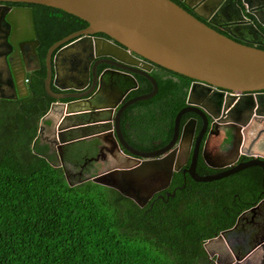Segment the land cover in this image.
Segmentation results:
<instances>
[{
    "label": "water",
    "instance_id": "1",
    "mask_svg": "<svg viewBox=\"0 0 264 264\" xmlns=\"http://www.w3.org/2000/svg\"><path fill=\"white\" fill-rule=\"evenodd\" d=\"M0 1L44 4L68 12L87 23L83 29L52 43L45 52L44 90L54 101L49 104L40 119L41 121L51 118L48 134H41L44 128L41 122L37 131L48 143L49 149L52 146L56 148L58 156L62 147L70 142L89 138L97 140L98 152L88 160H96L106 152L110 155L112 163L104 170L83 179L109 186L132 199L137 205L143 206L152 187L148 179L159 176L157 183L165 181L167 185L172 172L178 169L177 155L184 146L188 150L195 126V120L190 119L180 128V118L185 112L195 110L203 123L195 137L189 164L182 172H187L194 181L207 182L249 166H257L261 170L264 195V152L254 149L256 146L264 148V92H261L264 90V49L253 45H264V34L256 25L264 27V0H181L189 11L172 0ZM226 13L236 14L232 15L230 22H222L228 27V35L202 21L207 17L219 14L224 16ZM246 14L253 15L256 22ZM12 16L23 23L21 35L14 30ZM0 20L6 23V28L0 36V98L15 99L27 94V88L24 82L22 90L18 88L15 77L12 76V62L15 57H20V62L23 63L22 46L28 44L38 67L35 52L38 40L30 7L0 4ZM229 23L243 24L260 37L262 42L253 43L231 33ZM96 33H102L108 38L96 36ZM78 34H82V37L59 48L51 59L52 51L60 43ZM81 40L86 41L88 64L82 69L75 68L77 72H70L69 75L64 73L65 77L60 78L56 68L60 66L65 54L76 50ZM93 57L101 59L95 61L89 69ZM98 63H106L110 67L98 74ZM153 64L188 76L192 82L186 94V105L173 117L172 133L168 142L152 150H140L131 146L123 137L120 116L128 105L148 99L156 93L157 82L149 73ZM52 67L55 69L53 76ZM28 70L31 68H27ZM134 74L146 78L151 88L148 92L125 99V94L137 87ZM89 81V87L79 92H54L50 89L52 83L60 90H81ZM197 94L215 100L220 105V118H216V122L236 125L240 129L242 141H247V145L244 144L239 152L256 156L232 165V162L210 161L202 151L203 162L208 167L232 166L202 175L195 171L199 140L206 128L205 113L209 110L205 105L193 100V96ZM64 98L70 100L60 101ZM193 103L199 108H192ZM53 114H57L56 117H50ZM211 116L215 118L213 114ZM247 131L252 133L248 140ZM175 143L177 144L174 146ZM261 202L264 204V199ZM252 209L253 207H250L247 211L250 213ZM239 219L240 215L236 217L235 224ZM261 241H264V238L256 243ZM207 242L208 240L203 246L208 252ZM238 260L239 258L235 257L233 264H237ZM214 264H219L217 257Z\"/></svg>",
    "mask_w": 264,
    "mask_h": 264
},
{
    "label": "trees",
    "instance_id": "2",
    "mask_svg": "<svg viewBox=\"0 0 264 264\" xmlns=\"http://www.w3.org/2000/svg\"><path fill=\"white\" fill-rule=\"evenodd\" d=\"M10 3L32 10L39 65L27 73V94L0 98V264H214L203 243L234 222L239 209L230 206L239 190L232 179L243 171L207 182L187 177L184 183L180 171L174 172L167 188L175 187L173 194L143 206L109 186L71 178L66 168L87 162L97 140L70 142L58 157L37 133L39 122L49 123L40 119L54 101L44 90V56L52 43L87 23L44 4ZM149 73L156 93L128 105L120 116L123 137L140 150L168 142L192 81L157 64ZM136 80L129 97L151 88L146 78ZM50 89L59 92L52 84ZM250 169L252 188L239 195L246 200L260 185V169ZM82 171L91 176L97 168L87 163ZM196 172L215 170L199 160Z\"/></svg>",
    "mask_w": 264,
    "mask_h": 264
},
{
    "label": "flooded vegetation",
    "instance_id": "3",
    "mask_svg": "<svg viewBox=\"0 0 264 264\" xmlns=\"http://www.w3.org/2000/svg\"><path fill=\"white\" fill-rule=\"evenodd\" d=\"M172 1H174L176 4H178L179 6L183 7L187 11H189L187 8H185L183 6L181 0H172ZM0 4H6L10 7H29V6L23 5V4H12L10 2H2V1H0ZM246 16L247 17L250 16L249 18H251L255 21V18L253 15L247 14ZM220 17H221V15L219 14L217 16L207 17V19L202 20V21L204 23H206L208 26L213 27L214 29H216L220 33L228 35V30H227L228 27L222 24L223 21ZM12 19H13L12 24H13L14 30H16L17 33H20V35H21L20 31H21V29H23V27H22L23 23L20 20H17V17H15V16H12ZM238 25H239L238 29L237 28L236 29L231 28L230 32L236 34L238 37L245 38L246 40H248L250 42H253V41H261L262 42V39L260 37H258L255 33L249 31L243 24L240 23ZM257 27H259V26H257ZM261 27H263V26H261ZM5 28H6V23L4 21L0 20V36L3 34V31L5 30ZM75 31H78V30H75ZM25 32H26V28L23 32V35L25 34ZM95 35L96 36H104V37L108 38L106 35H102V33H96ZM81 37H82V34H78V35L66 40L65 42L60 43L54 49V52L52 51L51 59L53 58L54 53L59 48L66 45L67 43L72 42V41L79 39ZM62 38H60V39H62ZM85 40H87V39H85ZM85 40L80 41V44H78L76 46L77 48L74 52L65 54V57L60 61L61 64L58 62V64H60V66L57 65L58 67L56 68V73L57 72L59 73L60 78H61V76L65 77L64 73H67V75H69L70 72L76 71L75 68L76 69H82L88 64V62H89L88 58L89 57L86 54L87 51H86V45H85L86 41ZM253 45L264 46V45L255 44V43ZM22 47H23V57H24L23 63L20 62V57H15V59L12 62V64H13L12 65L13 75L12 76L15 77L16 84L18 85V88L21 90H22V83L23 82L25 84L27 83V73L30 71H33L34 69L37 68V63L35 61V58L30 53L31 51H30L29 45L24 44ZM99 59H101V58L93 57L89 63V67H90L89 69H91L92 64ZM100 65L102 66L101 68H99ZM107 67H110V66L106 63H98L96 65V71L99 74L103 69H105ZM23 68H24V70H23ZM27 68H29V69L31 68V70L27 71ZM51 69H52V76H53L55 73V69L53 67ZM23 71H24V73H23ZM136 76H141V75L134 74L135 80H136ZM89 77H90V70H89ZM136 82H137V80H136ZM51 84L52 83H50V85ZM89 85H90V81L81 90H74L72 88H68V89H64V90H60L58 88L57 89L59 90V92H65V91H67V92L68 91L79 92V91L87 89L89 87ZM131 90H133V89H131ZM131 90H129L125 94V97H124L125 99L129 98L128 94ZM261 92H264V90H262ZM89 95H87V96H89ZM212 96H213V94H212ZM193 100L196 101L197 103L205 105L209 109L206 111L208 113H205L206 128H205V131H204L202 137L199 140V146H198L199 149H198V154H197V159H196L195 171H196L198 161L200 160L203 162L202 151L204 153H206L207 159L210 161H213V162H232V165H235L236 163H239V162H244V161L250 159L252 156H256V155H245V154L239 152V149L241 147H243L244 144L247 145V141H245V143H243L242 132L240 131V129L238 127H236V125L233 126V125H230L229 123H222V122H216L215 121L216 118H220V115H219L220 105H218V103L215 100H213V101L211 99L209 100L208 97H204V96L200 97L198 94L193 96ZM66 101H68V100H66ZM191 106L194 109L199 108V106L195 103L191 104ZM211 114H213L215 116V118H213L211 116ZM181 117H184V120H183V122L180 121V128H181L182 124L185 123L186 121H188L190 119L195 120L194 132H193V136H192V139L190 141V145L188 147V150H186L185 149L186 146L183 145L184 148H182V151H179V154L177 155L178 156L177 162L179 164V167L176 171L172 172V174H173L174 172L180 171L182 181L184 183V180L187 177L190 178V176L187 174V172H182V170L185 169L189 164L191 152H192V149H193L194 144H195V137L202 127L203 120L200 117V115L198 114V112L195 110H189V111L185 112ZM180 120H181V118H180ZM48 124L46 126L49 129ZM43 127H44V125H43ZM45 129H46V127L43 128L42 134L44 133ZM246 134H247L246 135L247 140L250 139V137L252 136V133H249V131H247ZM43 138H44V136H43ZM176 144L177 143H175L174 146ZM97 145H98V142L95 144V149H94L93 154L88 156V158L94 157L97 154V152H98L97 151ZM244 149H246V147H244ZM254 149L259 150V152H264V148H261V146L260 147L256 146V148H254ZM50 150H52L58 156V152L54 146H52V148ZM247 150H249V149H247ZM88 158H87V162L82 163L78 168H73L72 170L66 168V170L68 171V174L71 176V178H76V181H79V180L83 179L84 176L86 177V174L82 171V168L85 167V165L87 163L94 164L95 167H96L95 164H97V163H102V164H106V165H111V163H112L110 155L106 152L104 155H102V157L98 156V158L96 160H93V159L88 160ZM203 164H204V162H203ZM232 165H227V166H224L222 168H212V169H214L215 172H218L220 170L227 169V168L231 167ZM205 166H207V165H205ZM251 167L259 168L257 166H249V167L243 168V169H241L235 173H232V175H233V174H237L238 172L243 171L241 176H239V179H232V181H235V182L238 180L239 193L234 194L235 199H232V205L230 206V209L232 211L234 210V208L239 209L236 217L238 215H240V219L236 224H235V220H234V222L232 223L231 226L217 231L211 237L206 239V241L208 240V242L206 243V247L208 249V252L207 251L206 252H207V255L209 256V258L212 259L213 263L215 261V258L217 257L219 259V264H233L235 257H238L239 260L237 261V264H264V241H261L260 243H256L257 240L264 238V204L261 202V200L264 199V195L262 193V187H261V170H260V179H259L260 180L259 189L255 193H253L251 198H249L247 200L242 199L239 196L241 193L243 194L245 191L249 192V190H251V188H252V181L254 180V176H252V174H251V169H250ZM230 175L231 174H229L227 176H230ZM158 177L157 178L151 177V179L150 178L148 179L149 180L148 183H150L149 185L152 187H150V189L148 191L149 192L148 194L150 196L147 199L146 203L149 202V204H151V200L154 198H163V196L168 198L169 196H171L170 193L173 194V190L175 189V187L171 191L167 190L170 180H169L167 185L165 184V181H162V182L159 181L157 183V180L160 179ZM153 183H155V185H153ZM183 183L181 184V187L183 186ZM176 187H178V186H176ZM245 204H246V207H242ZM250 207H253V209H252V212L249 213L247 211V209ZM236 217H235V219H236Z\"/></svg>",
    "mask_w": 264,
    "mask_h": 264
},
{
    "label": "crops",
    "instance_id": "4",
    "mask_svg": "<svg viewBox=\"0 0 264 264\" xmlns=\"http://www.w3.org/2000/svg\"><path fill=\"white\" fill-rule=\"evenodd\" d=\"M242 9H243V11H244V7H243V5H242ZM232 15H236V14H234V13H233V14H232V13H226V14H224V16H223V14H222L220 18L222 19L223 22H227V23H228V22L231 21L230 19L232 18ZM229 20H230V21H229ZM238 26H239V25L236 24V23H229V27L232 28V29H236V28H238ZM257 26L261 27L259 24H257ZM261 28H263V27H261ZM56 115H57V114H53V115H50V117H52V116H53V117H56ZM46 119L49 120V119H51V118L48 117V118H46ZM56 119H57V118H56ZM49 122H50V121H49ZM48 126H49V125H48ZM44 127H46V129H45V132H44L43 134H47L48 131H49V129H48V127H47L46 125H45ZM47 130H48V131H47Z\"/></svg>",
    "mask_w": 264,
    "mask_h": 264
},
{
    "label": "rangeland",
    "instance_id": "5",
    "mask_svg": "<svg viewBox=\"0 0 264 264\" xmlns=\"http://www.w3.org/2000/svg\"><path fill=\"white\" fill-rule=\"evenodd\" d=\"M45 132V131H44ZM96 165V168H97V171H96V173L97 172H100V171H102V170H104L105 168H107L109 165H106V164H102V163H97V164H95ZM70 170H72V169H70ZM95 173V174H96Z\"/></svg>",
    "mask_w": 264,
    "mask_h": 264
}]
</instances>
